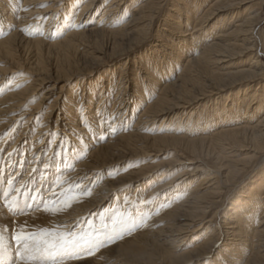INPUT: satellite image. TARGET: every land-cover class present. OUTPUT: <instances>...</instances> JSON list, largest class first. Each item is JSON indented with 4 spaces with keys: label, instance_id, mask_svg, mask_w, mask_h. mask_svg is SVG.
Segmentation results:
<instances>
[{
    "label": "bare ground",
    "instance_id": "obj_1",
    "mask_svg": "<svg viewBox=\"0 0 264 264\" xmlns=\"http://www.w3.org/2000/svg\"><path fill=\"white\" fill-rule=\"evenodd\" d=\"M72 1L66 4L67 10L65 14H76L77 18L72 24L73 27L69 29L70 31H68V34L63 39L48 44L38 39H25L18 34V31L25 30L24 32H26V28L30 27V24L33 23H30V21L36 16L34 13H38L37 10H40L39 13H52L56 11L57 6H59L58 3H60L58 0H0V17L3 16L1 14L10 17L13 12L14 16H16L13 19L15 31L9 32L8 35L6 34L7 37L5 39H2L3 37L0 35V59H5L4 63H2L5 69L0 70V82L6 76L15 73V69L17 71L25 69L23 67L24 64L22 65L17 61V57L26 51H32V58H35L34 61L36 60V64L34 63L35 67L32 70L35 73L44 71L39 77L31 80L35 83V88H32L34 86L32 83L21 91L14 92L11 89L0 100V132L3 133L4 129L13 122L14 117L11 116H13L14 112L29 102L35 101L34 97H37L36 93H38L36 91L39 90L36 87H41L40 90L42 91V88L46 85V81L54 80V83L47 90L43 91L39 101L30 106L29 120L35 118L41 112L40 109L43 105L49 107L38 129L39 136L34 140L36 141L34 152L29 154L28 158H20V160L15 158L17 155L16 149L25 145L26 139L23 138V132L14 144H17V146L13 145L10 147L5 152V158H3L1 154L3 150L2 140L6 136L0 140V185L6 174L12 172L13 176L16 171H22L23 167L20 170L19 167L27 160L29 163L28 168L34 169L37 166L40 154L38 152L44 146L48 125L51 120L55 121L54 128L57 131V134L52 136L55 138V141L57 137L63 140L61 134L64 135L65 131L69 129L74 132L69 138L73 143L76 141L74 138H79V136L82 140H85L88 134L95 137L93 127L90 124L92 123L90 122V114L87 113V116L82 117L83 119H80L78 125L75 123L71 125L70 120L71 122H73L72 120L75 122L77 119L72 116L74 115L71 112L73 104H71V108L66 107V111H62L59 108L60 105H63L59 102L63 95L62 89L64 86L66 87L64 84H67L69 80L82 73L81 71L85 69L79 64L80 58L78 59L77 54L79 49H77L78 46L75 44V40L80 41L86 35L93 36L89 43L93 49L95 46L97 49L102 46L99 43L100 38L109 43L108 52L101 53L94 49L96 51L93 50L94 52L90 54V62L94 67H99L115 61L124 55L128 56L127 58L129 59L146 42L147 37L152 36L150 30L152 31L155 24H157L160 34L156 33L155 39H158L156 43L160 44L159 50L162 53L157 51L156 53L160 58L153 55V59L155 60L147 59L145 61L146 65L138 66L140 70L139 76H136L134 84L136 94L132 95L131 98L133 100L130 98V103L124 100V98L119 101H116L114 98L111 102L112 105L109 113H105L106 111L103 109V106L100 109L101 115L99 116L107 115L111 119L118 102V108L122 106L121 110L124 109L122 110L121 117H124L123 114L127 111L128 115H125L128 118L125 120V123L122 122V132L111 131L112 135L109 137L106 145L103 143L101 145L102 139L100 136L94 139L95 141L93 142L87 141L84 143L86 149L88 147L86 154H88L87 160L90 162H78L73 169L65 172L64 168L70 167L73 157H69L68 152L63 153L62 150L52 152L53 146L57 143L54 141L48 151V156L51 154L53 156L51 165L50 162H48L49 166L45 162L39 170V174H36L34 171L23 175L14 189L15 192L11 196L15 198L12 204L22 207L27 199L34 207V203L30 200V197L37 194L41 198L42 206L39 210H28L26 213L21 212L19 214L8 215L9 226L12 227L11 229L4 230L8 231L4 234V238L9 239L7 241L8 244L13 246V240L11 239L13 232L19 230L21 227H24L27 231L50 226H53L55 229H70L75 227L79 220L84 219L89 210H96L102 203L104 204L105 201L110 200L109 195L111 192H115L116 189L125 187L129 183L138 181V179L144 177V172L136 175H124L117 182L107 181L105 184L101 183L98 187L94 186L92 192L90 189L84 188L87 185L85 182L81 183L82 179H87V177L92 178L88 174L89 172L98 171L100 168L106 166V164H103L105 163L103 158L107 151L109 153L110 149L112 152H119L121 154H125L126 151L131 149H133V152H137L135 150L137 146L133 143L139 142L143 144L145 139H149L152 144L160 143L166 148L171 147L173 151L179 148V150L187 152L188 158L179 156L175 152V156L184 159V161L176 157L170 163L171 166L184 162H199L200 164L194 167L193 174H189V177L200 172H204V174H201V176H198V178H195L186 185L185 189L187 191H183L182 188V191H178V193L168 199L170 201L168 204L161 206L166 208L165 211H168V206L172 203L177 204L175 209L169 210V212L166 211L165 215L161 213V210L156 209V211H153V208L146 205L147 207L144 208L143 215L145 217L149 216L148 221L150 223L154 221H157V223L166 222L167 231L164 235H158V241L156 242L147 241L146 226L143 227V232L138 234L133 233V236L130 235L132 236L129 237L130 239H139L137 243L138 250L146 251V246L149 247L150 253L145 254L146 259H140V264H203V261L206 260L205 258L212 251L218 250L219 244H221L220 251L217 254L220 255V260L212 263L208 262V264H264V178L257 183L254 189H250L246 196H244L245 194L243 195L239 205L235 206L231 204L233 205L232 209H230L231 216L223 215L221 217L219 209L215 210V212H210L218 203H222L221 186H230L238 181L239 178H246L247 175L245 174L252 170V168H256L251 163L256 158L262 159L259 168L263 167L259 172L263 173L262 177H264V66L262 64V59L264 58V28L256 32V28L262 22L261 14L264 8V0H80L78 3L83 4L78 7L79 9L75 8L78 4L76 5ZM75 1L77 3V0ZM47 2L52 3L51 6L47 7L51 9L44 8V10L40 8L42 6L45 7V3ZM167 7H170L169 11L172 15L167 14L163 18ZM99 11L100 15H97L96 13ZM66 15L63 16L64 23L68 19ZM95 15L98 16L95 27L80 31V26H77L78 28L74 26L77 22L79 24L82 22L84 24L92 21L95 22ZM7 30L8 28H6ZM129 30L132 31L128 32ZM163 31L169 33L174 46L170 42L168 43V47L164 46L166 44L162 38L166 36V33H163ZM163 47L170 51V54H167V58L163 56V52H165L162 49ZM50 49L59 50L56 55L57 59L62 63L57 64L56 62L55 66H49L50 69L46 67L36 69L47 58ZM176 52H180L181 57ZM183 54L185 55L184 57ZM171 57L177 61L174 65L175 67H177L178 63L182 64L178 66L176 70L177 74L173 79L163 82L164 79L171 76L169 75L171 73V65L166 62ZM104 60L107 61L104 62ZM158 60L164 61L162 70H150L147 68L149 64H154L155 62L157 63L155 68H157ZM152 71L154 73L159 71L162 76H158L162 80L156 79L157 77L154 78ZM117 80L118 92H123L127 87L129 78L125 76V73H121ZM145 82L147 83L145 84ZM59 83H63V85H60L59 91H56ZM149 87L152 90L155 88L157 92L154 96L152 94L148 96L147 100L146 93H144L145 96L142 93ZM233 88H237L239 93L241 91L243 93L253 90L249 100H244L246 103L245 112L241 114V109H239L240 118L235 117L237 115L234 113L237 112H227L229 115L225 118L222 117L219 122L217 119L214 120V123L215 121L219 123L217 127L216 125L215 127L214 125L206 126L207 128H204L203 131L195 134L188 131L185 133V136L180 137L176 136L179 133L178 129H173L172 133H165L168 131V128L164 127L157 130L152 129L153 124L159 116L164 118L161 121L163 123L167 122L166 118L171 116L169 122L179 119L174 124L178 126L182 120V116L186 115L184 109L187 110L188 116L191 111L193 112L190 114L195 115V108L191 109V107H195L200 101H205L208 97L218 95L224 90ZM56 93V98L50 101ZM107 93L104 92L102 94L101 100L98 103L99 107L103 103V95ZM140 95V105H135V100ZM89 96L93 98L96 96L95 88L90 89ZM107 99L109 100V98ZM140 108L141 110L137 114L133 126L127 129L126 123L134 119L136 112ZM121 110L117 109L118 115H120ZM121 117H117L116 124L121 123ZM59 121L63 123L59 124ZM205 122H201L200 124ZM143 130L146 132L150 131L149 134L151 132L157 134L147 136L141 133ZM96 134L99 133L97 132ZM195 135L197 137L192 138ZM182 142L183 144H181ZM58 143V148L62 144L66 147L65 142ZM237 152L239 154H236ZM236 156L240 158L233 159ZM210 159L214 161L215 167L213 168L207 166L206 162H209ZM92 160H101L102 165ZM45 165L48 167L44 168ZM169 166L166 167L168 168ZM60 169H63L64 172L55 180L52 191L50 190L51 192L49 191V193L47 192L42 196L41 192L45 189L49 179L53 174L58 173ZM37 175H39V180L35 184L34 191L28 197V189L31 186L33 187L35 182L34 177L37 178ZM185 176L186 174L184 173L177 174L173 179H170L171 181L159 185L157 190L169 185L173 186L178 180L182 184L187 180L184 179ZM100 182L98 183L100 184ZM13 183L14 181L11 182V184ZM78 183L79 186H77ZM69 186L73 190V192L71 191L72 196L70 194H59L60 191L65 190ZM172 186L168 187V190ZM6 187L11 188L9 185L4 186V188ZM37 188L40 190L39 193L36 192ZM75 188H78V190L75 191ZM82 191H87L90 194L80 197L78 201H74L71 204V207L59 214L52 215L43 210V203L45 202L50 203L53 199H59L61 196L65 198L77 196ZM3 194L5 192H0V195ZM154 195L156 196L155 193ZM5 205V202L3 204L0 203V212L4 214ZM210 214L212 215L209 219ZM219 217L223 219L220 221L223 227L222 235L224 236L222 243L219 240H215L217 230L213 224L214 220L217 221ZM61 229L59 231H66ZM200 231L204 233L199 234ZM196 235H198V240L194 243L195 245H192L190 242L186 243L187 240H191V237H195ZM130 239H126L125 241H129ZM189 246L193 247L188 250L185 249ZM103 252L99 253V256L100 254L104 255L101 260L103 264H137L135 261L131 263L126 261L120 255L108 254L110 255L108 256Z\"/></svg>",
    "mask_w": 264,
    "mask_h": 264
},
{
    "label": "rangeland",
    "instance_id": "obj_2",
    "mask_svg": "<svg viewBox=\"0 0 264 264\" xmlns=\"http://www.w3.org/2000/svg\"><path fill=\"white\" fill-rule=\"evenodd\" d=\"M58 1L60 2V3H58L59 6H57L56 11H54L52 13L51 12L39 13L40 10L38 11L36 8L38 13H34L36 16H34V14H33L34 18L32 21H30V23L31 22H33V23L30 24V27L26 28V32H24L25 30H20V31H18L19 32L18 34L21 35L22 37H24L25 39H28V40H37L38 39V40H41L43 42H47L48 44L54 43V42H57V41H60L61 39H63L68 34V31H70L69 29L73 27L72 24L76 20L77 16H76V14H74V15H69V14L66 15L65 14L66 10H67L66 4H68V2L71 0H58ZM79 1L80 0H77V3L75 0L72 1V3L74 2L76 5L78 4L77 7L75 6V8H78L80 5L83 4V3H78ZM85 1H88V0H85ZM75 4H73V5H75ZM51 5H52V3L47 2V3H45V7L42 6L40 8L46 9L48 6H51ZM47 9H51V8H47ZM169 9H170V7L166 8L165 13L163 14V18H165V16L167 14L172 15V13L169 11ZM36 10L34 9L35 12H36ZM13 13H11L10 17L5 16L4 14H1V15H3L2 17H0V35L3 37V38L1 37L2 39H5L7 37L6 34L8 35L9 32L15 31V28L13 25V21H14L13 19L16 16H14ZM96 14L100 15V11L97 12ZM64 15H66L68 18L65 20V23H64V19H63ZM97 15H95V19H94L95 22L92 21L88 24H84V22L79 24L77 22L76 25L74 24V26L76 28H78L80 26V28H81L80 31L93 28L96 25L95 24L96 21H98ZM57 16H59V17H57ZM3 17H5V18L2 19ZM261 17H262V22L256 28V32H258L260 29L264 28V8H263V12L261 14ZM7 18H9V19H7ZM48 18H50V19L48 20ZM34 19H35V21H34ZM36 19H38V20H36ZM62 24L64 27L62 26ZM68 25H69V27H68ZM65 27H67V28H65ZM157 27H159V26L157 24H155L152 31L150 30V32H151L150 34H152V36H148L147 37L148 39L146 40V42L143 43L138 48V50L134 53V55L131 56L129 59L127 58L128 56L124 55V56L116 59L115 61L109 62L108 64H104V65H101L99 67H94L93 64L90 62V54H92L96 50L100 51L101 53L102 52H105V53L108 52L109 51V43L100 38L99 43H100V45L102 44V46L99 49H97L95 46L94 49H96V50H94L92 48V46H90V44H89L90 41L92 40L91 38H93V36L86 35L80 41L75 40V44L78 46L77 49H79L77 52L78 59L80 58L79 64L82 66V68H85V69L82 70V68H81L82 73L76 75V77H73L71 80L68 81L67 84H64V85H66V87L64 86V88L62 89L63 95H62V99L59 102L60 104H63V105H60L59 108H61L62 111H66L65 110L66 107L71 108V104H73L72 105L73 107L75 105L74 108L73 107L71 108L72 109L71 112H72V114H74L72 116L76 117L77 119L75 120V122H74V120H72L73 122H71V120H70L71 125L74 123L76 125H78L80 123V119H83L82 117L87 116V113L90 114V122H92L90 124L93 127V130H94L93 132H94L95 137H92L91 135L88 134L85 137V140H82V138H80V136H79V138H74L76 141L73 143L69 138L72 136V134H74V132H72V130L70 131V129H69V130L65 131L64 135L61 134V137L63 136V140H61L60 137H57V140L55 141V138L52 137L55 134H57V131H55V128H54L55 127V121L51 120L49 122L46 141L44 142V146L41 149H39V152H38L40 154L38 156L37 166L34 169L28 168L29 163L27 160L25 163L21 164V166L19 167V170L22 169V167H23L22 171H16L13 176H12L13 173L10 172V173L6 174V176L1 181L2 184L0 185V192H5V194L0 195V199H1L0 203L3 204L5 202V204H6L5 210H4L5 214L0 212V230H3V235L6 234V232H8V231H4L5 229L8 230L9 228L10 229L12 228L9 226V222H8L7 217H8V215H14V212L9 210L8 204H12L14 196L13 197H11V196L15 192V190H14L15 187L18 185V182L20 181V179L23 177V175L25 173L29 174L30 172L32 173L35 171L36 174H39V170L41 169L42 165L45 164V162L47 165H48V162H50V165H51V163H52L51 160H52L53 156H52V154L48 156V151L50 150V146H52V143L54 141L57 143L58 142H60V143L65 142L66 147H64V144H62V146L60 147L61 149H60V148H58L59 143L58 144L55 143V145L52 148V152H54V151L57 152L58 150H62L63 153L68 152L69 157L70 156L73 157L71 162H70V167L68 166L67 168H64V170L66 172L69 169L70 170L73 169V167L75 165H77L78 162H90L87 160L88 154H86L88 147L86 149L84 143H86L87 141L93 142V141H95L94 139H97L100 136L102 139L101 145H103V144L106 145L109 141V137L112 135L111 131L115 132V131H121L123 129V123L122 122L125 123V120L128 118L125 114L128 115V112L126 111L127 113L125 112V114H123L124 117H121L122 116V110H124V109L121 110L122 106L118 108V105H119L118 102L116 103L117 108L115 106L113 117H111V119L107 115L106 116H103V115L99 116V115H101L100 109L103 106V109L106 111L105 113H107V112L109 113L110 109H111V105H112L111 102L114 98L116 99V101L122 100L124 98V100H126L128 103H130L131 100H133V98H131V97H132V95L134 96L136 94L134 84L136 82V76H139L138 74L140 71L138 66L139 65H146L145 61L147 59H153L154 58L153 55L158 56V54L156 53L157 51H159V53H162V51L159 50L160 44L156 43V40H158V39H155L156 33H159ZM6 28H8L7 31H6ZM97 29H100V28H97ZM131 31L132 30H129L128 32H131ZM21 32H22V34H21ZM25 33H28L29 35L25 34ZM54 33H56V34H54ZM163 33H166V31H163ZM32 35L34 36V38ZM48 35L50 36V38ZM45 37H47V38H45ZM162 39L165 40V44H166V45H164L165 47H168L169 42L171 43V45L174 46V44L172 43V39L169 36V33H166V36ZM198 44H199V42H198ZM162 49L165 51V52H163L164 58H167V54L168 53L170 54V51L164 49V47ZM57 51H59V50L58 49H50V51H49L50 53L47 56V58L43 61V63L39 67H36V69L44 68V67L50 69L49 66L50 65L55 66L56 62H57V64L58 63L61 64L62 62L59 59H57V55H56ZM176 54H179V56L181 55L180 52H176ZM32 56H33L32 51H28V52L26 51L25 53H23L22 55H19L17 57V61L19 63H21L22 65L24 64L23 67L25 69H21L19 71H17L16 69L15 70L13 69L15 71V73L6 76L4 78V80H2V82H0V97H1L0 100L2 98H4L7 95V93H9L11 91V89L14 92L21 91V90L25 89L26 87H28L30 84L33 83V81H31V80L36 79L37 77H39V75H41L44 72V71H39V73L38 72L35 73V71L32 70V68H34L35 67L34 65L36 64V62H35L36 60L34 61L35 58H32ZM184 56L185 55L183 54V57ZM4 60L5 59H3V58L0 59V61H1L0 70L5 69L4 64H2V63H4L3 62ZM153 60H155V59H153ZM167 60H166V62H168L171 65V68H170L171 73L169 72L170 73L169 75H171V76L169 78L164 79L163 82L166 80L170 81L171 79H173L177 74L176 70H177L178 66L180 64H182V63H178L177 67H175L174 65L176 64L177 61H175L174 58L171 57L170 60H168V61ZM106 61L107 60H104V62H106ZM152 62H154V61H152ZM158 62L159 63H158L157 68H155L157 65L156 62L154 64H152V63L149 64V67H147V68L150 70L151 69L152 70L156 69L159 71L162 70L163 65H164V61L158 60ZM262 64L264 66V58L262 59ZM28 69H30V70H28ZM159 71L155 72V73L152 71L154 73L153 76H154V78L157 77L156 79L162 80V78L159 77V76H162V74H160ZM50 72H49V74H50ZM121 73L122 74L125 73V76L127 78H129V81H128L126 89L123 92L119 91L121 93L120 94L118 92V86L116 83H118L117 79ZM142 76H144V75H142ZM53 83H54V80H52V79L49 81H46V85H44V87L42 88V91L40 90L41 87H38V88L36 87V89H39L40 91L39 90L36 91L38 93H36L37 97H34L35 101L29 102L28 103L29 105L27 104V105L21 107L20 109H18V111H16L17 113L16 112H14V114L12 113L13 116H11V117H14L13 122H11L10 125H8V127H6L4 129L3 133L0 132V140H2L6 136L2 140L3 150L1 151V154H2L3 158H5V152L8 151L10 149V147H12L17 142V140L19 139V136L23 132H24L23 138L26 139L25 145H22V146H20V148L16 149L17 155L15 158L16 159L18 158L17 160H20V158H22V159L28 158L29 154H32V152H34V148L36 146V141H34V140H36L37 137L39 136L38 129L40 128V126H41V124L45 118V115L48 112L49 107H47V105L46 106L43 105L40 109L41 112H39V114H37V116H35V118H32L29 120V113L31 112L30 106H32L34 103H37L39 101L40 96L42 95L43 91L47 90ZM119 83H120V81H119ZM146 83L147 82H145V84ZM33 85L34 86H32V88H35V86H36L35 83H33ZM60 85H63V83H59V85H58L59 87L57 88L56 91H59ZM92 88L96 89V96L94 98L92 96H89L90 89H92ZM153 89L154 90H152L151 87L146 88L144 90V92L142 93V95L145 96L144 93H146V97L148 100V96H151V94L154 96L157 92L155 88H153ZM228 91H229V93H228ZM104 92H108V93L103 95V97H102L103 103L99 107L98 103L100 102V100H101L100 98H101L102 94H104ZM252 92H253V90H250L249 92H243V93L241 91L239 93L237 88L224 90L218 95L208 97L205 101L204 100L200 101L197 105H195V107H191V109L195 108V110H194L195 115H191L190 113L193 112V111H191V112H189V116H188L187 110L184 109V111L186 112V115L184 114L182 116V120L180 121L178 126L177 125L175 126L174 124H176V122L179 119L178 120L176 119L173 122L172 121L169 122V119L172 117L171 116L169 118H166L167 122L163 123L161 121L164 118H162V116H159L157 121L153 124L152 129L157 130L160 128L162 129L163 127L168 128V131L165 133H172L173 129H178L179 133L176 134V136L180 137V136H185V133L188 131L195 134L197 132L203 131L204 128L206 129L208 126H211V125H214V127L216 125V127H217L219 125V123H218L219 120H221L222 117L225 118L227 115H229V113L237 112V113H234L237 115L235 117L240 118L239 112L241 111L240 112L241 114H243L245 112L244 110L246 107V103L244 102V100L248 101L249 98L251 97ZM56 96H57V93L52 96L50 101H52L54 98H56ZM103 98H105V99H103ZM107 98H109L110 101ZM130 98H131V100H130ZM140 98H141V95L138 96L137 99L135 100V105H137V104L140 105V100H139ZM108 101H109V103H108ZM141 105H144V104H141ZM98 107H99V109H98ZM76 109H77V111H76ZM117 109L121 110L119 113L120 115L117 114ZM239 109H241V110L239 111ZM140 110H141V108L138 109L134 119H132L131 122L129 121L126 123L127 129H129L130 126H133V124L137 118L136 116L140 112ZM81 111L83 112V114ZM227 112H229V113H227ZM96 116H97V118H96ZM117 117L118 118L121 117L122 121L120 124L115 123ZM215 119H217L218 122L215 121V123H214ZM204 121H206L205 123H203L204 125L200 124L201 122H204ZM58 123L60 124L63 122L59 121ZM97 132L99 134H96ZM141 133H143L144 135H147V136H149V135L154 136L155 134H157L155 132H151V134H149L150 131L146 132L144 130L141 131ZM48 137H49V139H48ZM193 137H197V135L192 136V138ZM39 138H41V137H39ZM133 144H135L137 146L135 149L137 152H133V149L126 151L125 154H121L119 152H112L111 149H110L109 153L107 151V153L105 154V157L103 158V161L105 162L103 164H106V166L104 168H100L98 171L89 172L88 174H90V176H92V178L87 177V179H82L83 181H81V183L85 182V184H87V185L84 188L90 189V191L92 192L93 191L92 189H94V186L98 187L99 185H101V183L105 184L107 181L108 182H111V181L117 182L120 180V177H122L124 175L125 176L130 175V174L136 175V174L144 172L145 176L142 177L141 179H138V181H133L132 183H129L128 185H126L127 187L126 186L120 187V188L116 189L115 192L114 191L111 192L109 195L110 200L105 201L104 204L102 203V205H100L98 207V209H96V210H94V209L89 210L87 212V215L84 217V219L79 220V222L76 223V226L72 227L70 229L71 230H77V229L83 228V229L87 230V229H89V226L92 225L96 229L97 233H103L106 230L104 228V225H107V227L109 229L112 227V219L115 216H122V217L128 218L130 223L135 224V227H133L130 232H125L122 238H117L114 242H109V244L107 246L101 247L98 251H96V253L94 255H92V256H86L85 255L79 259H69L66 261V263H70V264H103V263H101L102 262L101 260H102L104 255L100 254V256H99V253L101 251H104L103 253L106 255H108V254L120 255L122 258L126 259V261H128L130 263L135 261L137 264H140V259L141 260L146 259L145 254L150 253L149 247L146 246V249H145L146 251H140L137 248V243L139 242V239H130L129 237H132L134 234H138L140 232H143L144 231L143 227L146 226L145 228H146V232H147V241L148 242H156V241H158L157 240L158 235H160V234L164 235L167 231L166 230V228H167L166 222L157 223V221H154L153 223H150L148 221L149 216L145 217V215H143L144 214L143 213L144 208L149 206L150 208H153V211H156V209L161 210V213H164V215H165L167 212H169V210L175 209L177 204L172 203L170 206H168L167 209H169V210L168 211L166 210L167 212L165 211L166 208L165 207L163 208L161 206L163 204H168L170 202L168 199L170 197L174 196V194L178 193V191H180V190L182 191V188H183V191L184 190L187 191V189H185V186L188 185L195 178H198V176H201V174H204V172H200V173H197L196 175L194 174L192 177H189L190 176L189 174H193L194 167L197 166L198 164H200L199 162H197V163H195V162H191V163L184 162V163L174 165V166L170 165V163L176 157H178V156H175L176 153L179 156H183L184 158L189 157L187 152H185L184 150H179V148H176L175 151H173V149L171 147L166 148L164 145H162L160 143H155V144L153 143L152 144V142H150L149 139H145L143 144H140L139 142H135ZM181 144H183V142ZM14 146H17V144ZM84 149H86V150L83 151ZM167 150H169V151H167ZM236 154H239V152H237ZM119 155H121V156L119 157ZM48 158H49V160H48ZM178 158L180 159V157H178ZM238 158H240V157L236 156L233 159L236 160ZM180 160L184 161V159H182V158ZM261 160L262 159L256 158L251 162L253 164V167H256V168H254V169L252 168V170H250L247 174H245V175H247L246 178H244V179L239 178L238 181H236L235 183H233L230 186H221V188H222V190H221L222 191L221 192V194H222L221 200L222 201L221 202L222 203H218L214 209L210 210L211 213L215 212V210L219 209L221 211V214H220L221 217H223V215H228V216L230 215L231 216V214H230L231 210L230 209H232V206L233 205H235V206L239 205V203H241L243 195L245 194L244 196H246L248 191L250 189H254L255 186L257 185V183L260 182L264 178V177H262L263 173L261 174L259 172L260 169L263 167L262 166L261 168H259L260 167L259 164H260ZM93 162H98L99 164H101V160H94ZM206 163H207V166L209 168L215 167V165L213 164L214 161L212 159H210L209 162H206ZM166 166H169V167L167 168ZM64 170L60 169L59 170L60 172L58 171V173H55L51 176V178L49 179V182L47 183L45 189H43L41 192L42 196H44V194L47 192L49 193L50 190L52 191V188L54 187L53 185H54L55 180L57 179V177L59 175H61L64 172ZM92 172H94V173H92ZM180 173L186 174L184 179L185 180L187 179L182 184L180 183L181 181L178 180L175 182L176 184L175 183L173 184V186L169 185L163 189L157 190V187L159 185L171 181L170 179H173L175 177V175L180 174ZM93 176H95V177H93ZM244 176H242V177H244ZM88 178H91V179H88ZM46 179H47V177H46ZM38 180H39V175H37V178L34 177L35 182L33 184V187L31 186V188L28 189V192H27L28 197L34 191V188L36 187L35 184L37 183ZM8 181H11V182L14 181V183L9 185ZM98 182H100V184ZM7 185L11 186V188L10 187L4 188V186H7ZM175 185H176V187H174ZM77 186H79V183L77 184ZM77 186H75V187H77ZM170 186H172V187L170 190H168V187H170ZM77 190H78V188H75V191H77ZM263 190H264V188H263ZM71 191L73 192L71 186H69L65 190L60 191L59 194H61V195L70 194L72 196ZM154 193L156 194V196L154 195ZM6 195L8 196L7 201H5ZM35 195H37V194H35ZM231 204H233V205H231ZM222 205H223V207H222ZM211 215L212 214H210L209 219L211 218ZM102 217H103V220L101 219ZM142 220H143V222H142ZM222 220L223 219H221L219 217V218H217V221L214 220V222H213V224L215 225L214 228L217 230V236H216L215 240H217V241L219 240L221 243L224 239V236L222 235L223 234V231H222L223 227L220 224V221H222ZM168 223H170V222L168 221ZM42 228H46V229L50 228V230H53V231H57V230L59 231L61 229V228L55 229V228H53V226L42 227ZM39 229H41V228L33 229V230H31V232H35ZM68 229L66 228V229H61V230L68 231ZM200 233L203 234L204 232L200 231L199 234ZM130 235H132V236H130ZM101 238H103V237L101 236ZM126 239H130V240L125 241ZM4 240H5V243H8L7 241L9 239L7 240L6 238H4ZM196 240H198V235H196L195 237H191V240L190 239H189V241L187 240L186 243L190 242L192 245H195L194 243L196 242ZM12 244L14 247V241H12ZM220 245L221 244H219V248H217L218 250L212 251L209 254V256L205 258L206 260L202 259V260H205V261H203L204 262L203 264H208V262L212 263L214 261L220 260V255L217 254L220 251ZM192 247L193 246H189L188 248H185V249L188 250L189 248L191 249ZM110 251L114 252L115 254L111 253ZM108 256H110V255H108ZM121 257H119L120 260H122Z\"/></svg>",
    "mask_w": 264,
    "mask_h": 264
},
{
    "label": "snow or ice",
    "instance_id": "obj_3",
    "mask_svg": "<svg viewBox=\"0 0 264 264\" xmlns=\"http://www.w3.org/2000/svg\"><path fill=\"white\" fill-rule=\"evenodd\" d=\"M47 167L45 165V168ZM8 183L11 185V181ZM39 191L37 188L36 192L39 193ZM89 194L87 191H82L77 196L69 198L61 196L59 199H53L50 203H43V210L52 215L59 214L71 207L74 201H78L80 197ZM13 199L15 198L13 197ZM7 200L8 196L6 195L5 201ZM30 200L34 203V207L26 199L22 207L9 204V210L13 211L14 214H19L41 208V198L38 195H31ZM101 219L103 220V217ZM133 227L135 224L130 223L128 218L122 216H115L112 219L110 229L104 225L106 230L103 233H97L92 225L87 230L80 228L53 231L41 228L35 232L27 231L21 227L14 231L11 237L14 241V247L5 243L3 230H0V264H66L69 259L94 255L101 247L107 246L109 242L122 238L124 233L130 232Z\"/></svg>",
    "mask_w": 264,
    "mask_h": 264
}]
</instances>
